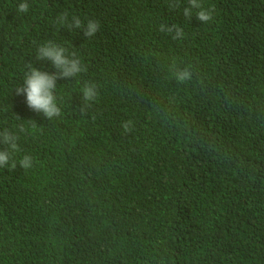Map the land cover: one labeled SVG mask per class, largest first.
Returning a JSON list of instances; mask_svg holds the SVG:
<instances>
[{
    "label": "trees",
    "instance_id": "obj_1",
    "mask_svg": "<svg viewBox=\"0 0 264 264\" xmlns=\"http://www.w3.org/2000/svg\"><path fill=\"white\" fill-rule=\"evenodd\" d=\"M19 2L0 0V130L34 166L0 168V264H264V0H212L192 27L185 0ZM49 40L87 68L57 80L50 120L15 91L30 65L55 72L36 59Z\"/></svg>",
    "mask_w": 264,
    "mask_h": 264
},
{
    "label": "clouds",
    "instance_id": "obj_2",
    "mask_svg": "<svg viewBox=\"0 0 264 264\" xmlns=\"http://www.w3.org/2000/svg\"><path fill=\"white\" fill-rule=\"evenodd\" d=\"M185 1L188 6L183 8L182 14L185 19L190 20L191 27V18L193 16L202 24H208L213 20L214 9L212 0ZM168 7L169 9H176L178 7L177 0H168ZM30 8L29 0H20L16 5V12L24 15L30 11ZM55 23L67 27L70 31L81 30L88 39L94 38L101 27L98 20L86 19L84 21L77 15H73L69 19L66 12L59 14ZM159 31L170 35L173 40H180L184 36L183 28L175 24L161 23ZM36 59L49 61L55 72L48 73L30 65L24 74L23 85L15 90L16 94L25 97L26 104L31 110L43 114L49 120L58 118L62 113L56 95L57 80L77 77L80 73L87 71V68L75 52H69L67 48L51 40L37 47ZM191 75L192 73L188 68L178 69L174 72V77L179 83L190 80ZM80 92L83 101V111L97 98V85L94 82H85ZM121 127L126 132L130 131L132 121H123ZM17 141L18 137L10 130H0V144L7 146L5 149H0V168L15 169L17 163L25 170L34 166L33 157L30 154H24L18 162L13 159L12 153L19 151Z\"/></svg>",
    "mask_w": 264,
    "mask_h": 264
}]
</instances>
